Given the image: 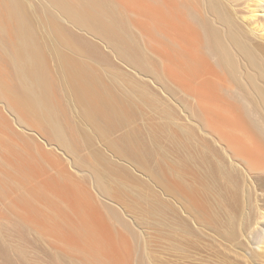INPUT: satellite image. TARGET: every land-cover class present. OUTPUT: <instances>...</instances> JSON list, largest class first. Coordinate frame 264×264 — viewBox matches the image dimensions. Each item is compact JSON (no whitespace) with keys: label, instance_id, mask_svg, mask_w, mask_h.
Segmentation results:
<instances>
[{"label":"rangeland","instance_id":"rangeland-1","mask_svg":"<svg viewBox=\"0 0 264 264\" xmlns=\"http://www.w3.org/2000/svg\"><path fill=\"white\" fill-rule=\"evenodd\" d=\"M20 1L39 36L52 42L44 18L45 0ZM115 1L129 19L131 44L141 50L151 67L150 72L133 67L104 48L112 57L105 70L117 73L134 90L133 97H126L129 113L125 125L113 132L96 131L68 88L59 86L56 97L63 122L79 144L71 153L32 117L22 114L18 120L0 92V264H22L24 259V264H264V248L256 247L252 236L239 233L237 239L228 237L232 229L239 232L245 208L236 206L233 192L222 181L216 187L212 182L211 187L206 186L200 160L191 164L194 175L189 173L184 179L190 191L183 193L181 201L174 195L177 148H198L199 155V150L257 148L255 142L264 148L247 125L243 104L234 98L236 82L217 63L216 56L209 54L197 33L194 40L173 30L176 16L184 14L180 0ZM234 4L227 5L238 26L252 45L264 49V0H235ZM7 12V0H0V23L11 31L14 24ZM184 18L194 31L198 29L185 14ZM62 23L84 33L66 21ZM236 55L241 63L237 81L241 83L250 68ZM50 69L58 78L53 60ZM13 80L0 49V83L6 87ZM92 170L99 175L102 189ZM251 173L243 185L254 189L251 201L255 206L256 198L264 196V187L257 190L252 178L264 183V173ZM178 212H184L188 220L191 212L194 218L208 219L210 225L199 232L200 225L186 219L182 228L176 224ZM233 218L235 228L228 222ZM188 225L201 237L191 235ZM21 228L25 229L23 236ZM258 243L264 246V239Z\"/></svg>","mask_w":264,"mask_h":264},{"label":"bare ground","instance_id":"bare-ground-1","mask_svg":"<svg viewBox=\"0 0 264 264\" xmlns=\"http://www.w3.org/2000/svg\"><path fill=\"white\" fill-rule=\"evenodd\" d=\"M234 1L235 0H180L184 7V14L189 19V22L196 23L199 30L195 29L194 31L188 22L184 20V14L181 15L182 13L176 16V22L172 26L176 33L183 32L184 34L194 37V40H197L196 35L194 36V34L197 33L202 38L204 46L209 54L216 56L217 63L223 67L227 71L228 76L236 82L237 91L233 94L234 98H236L239 103L243 104L242 108L246 116L245 119L247 118L249 123H247V125H249L253 133L261 139L263 142L262 147H264V49H262L261 46L259 47L257 45L256 47L252 45L248 40L247 34L238 26V23L234 19L235 15H232L230 12L232 8L230 7V9L227 5H236ZM7 8V16L13 22L14 26L10 31L0 23V49L3 51L4 58L12 70L14 80L6 87L0 83V92L5 99V104L13 111L12 113H16L18 120L21 119L19 116L22 114L30 118L32 117L36 122L42 124L48 130L50 135L62 148H66L71 153L76 152V148H79V144L75 141L73 132L69 130L63 122L62 108L58 100L59 98L57 99L56 97V90L58 87L65 86L82 108L83 117L91 123L96 131L110 132L109 130H111V132H113L115 129L127 123L129 108L125 101L128 95L133 97L131 94L134 93V90L126 86L127 84L124 81L125 84L122 82L117 73L105 70V66L110 64L112 57L104 48L107 47L116 57H119V59L133 67L142 68L147 72H150L151 67L141 50L137 46L131 44L130 38H132V35L130 33L129 19L125 13L120 11L115 0H45V4H43L44 18L48 25V36L52 42H48L47 39H43L39 36L31 16L20 0H7ZM62 21L68 22L84 33H77L65 26ZM183 33L181 35H183ZM98 42H100L101 45ZM47 50L49 51L47 52ZM234 51L244 59L250 68V71L247 70L249 72L245 77L246 80L241 82L243 84L245 83L244 85L241 84L240 81H237V72L239 73L238 67L241 63L239 64V61L235 58L237 53L235 54ZM51 60L55 62L57 67L58 78H55L51 74ZM104 75L107 76L109 81ZM118 86L121 87V91ZM102 117L105 118V121H101ZM130 141L128 142L133 144L134 140ZM254 144L255 146H260L258 144L256 145V142ZM134 147L137 148V145H134ZM258 147L222 148L221 151L211 149L208 152L199 150L200 155L197 153L198 148H177L175 198L181 201L180 199H182L183 193L185 194V192L190 191V185L187 184V182L185 183L186 180L184 179L185 176L188 177L189 173L194 175L191 172V164L194 161L198 162L200 160L199 163L201 162L202 164L198 165H203L205 168L204 176L208 178H206L208 181L206 186L211 187L209 182L210 184L212 182V185L214 184L216 187V184L222 181L224 186L229 191L233 192L235 203L237 201L236 206L239 207V205H241L240 207L244 206L245 208V214H242L243 218H240L242 219L241 221L238 218L239 216H235L240 222L238 227L239 232H237L236 229H232L231 232L227 230V232L229 231L228 237L237 239L236 237H239V233L240 235L247 234L248 238L252 236L256 240V243L259 244L258 242L264 239V196L262 195V198L255 197L257 203H255V206L252 205L251 197L254 189H252V191L251 186L246 188V184L245 186L243 185V183H245L244 181H247L246 177L252 176L251 171H260L264 173V148ZM194 166L196 167L197 165ZM203 167L201 169H203ZM199 169L198 171H200ZM194 172L195 170H193V173ZM92 173L96 175L95 178L102 189L103 185L99 175L95 170H92ZM252 179L256 184L257 190L263 189L264 183L258 182V177H253ZM191 188L193 189L192 186ZM202 191L203 190H201V192ZM203 193L205 192H202V195ZM211 195L214 196L213 193ZM191 196L193 197L194 195ZM227 202H230V200ZM231 203H233L232 200ZM179 205L182 207L181 203ZM188 205L191 206L189 203ZM200 208L199 205V209ZM190 209L191 208L188 207V211ZM219 209L221 210V208ZM222 209L224 210V208ZM177 211L178 210H176V212ZM201 211L202 210H200V212ZM210 212L211 211H209V213ZM214 212L215 211H213V213ZM223 212L225 214V211ZM183 213L178 212L176 214V224H178V226L182 227L185 223L187 225V221H191V223L194 221L196 226L200 225L198 226V229L200 227V232L205 229L204 227H206V224L207 226L210 225L209 222H207L208 219H202L203 217H198L200 219H197L192 216L191 212H186L188 214V220L182 215ZM204 214L206 215L207 213ZM217 214L218 213L215 214L216 218L218 216ZM186 219L187 221L185 222ZM234 219L235 218H233V220L228 219V222L235 228L237 227V223ZM225 220L227 221V219ZM225 220L222 221V223L224 222L225 224ZM225 225L228 226V224ZM187 227L191 235L196 233V236L201 237V235H197L198 230L194 229L195 227L189 225ZM201 227H203V229H201ZM178 229L181 230L180 227H178ZM20 231L23 236L25 234V229L21 228ZM203 232L205 231L203 230ZM80 234H88L86 237L90 236L88 232H80ZM256 243V247L264 248V246L257 245ZM263 244L264 243H262V245ZM8 259V261H10V257ZM24 260H21L22 264H24ZM8 264L13 263L8 262Z\"/></svg>","mask_w":264,"mask_h":264}]
</instances>
